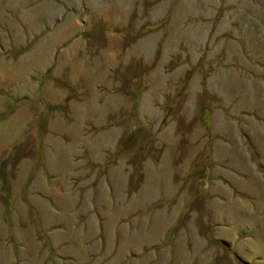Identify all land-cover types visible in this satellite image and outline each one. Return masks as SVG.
Masks as SVG:
<instances>
[{
	"label": "rangeland",
	"instance_id": "374dc122",
	"mask_svg": "<svg viewBox=\"0 0 264 264\" xmlns=\"http://www.w3.org/2000/svg\"><path fill=\"white\" fill-rule=\"evenodd\" d=\"M0 264H264V0H0Z\"/></svg>",
	"mask_w": 264,
	"mask_h": 264
}]
</instances>
